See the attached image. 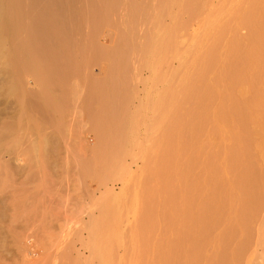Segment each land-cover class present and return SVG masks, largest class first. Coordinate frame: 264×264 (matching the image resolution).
<instances>
[{"label": "rangeland", "instance_id": "1", "mask_svg": "<svg viewBox=\"0 0 264 264\" xmlns=\"http://www.w3.org/2000/svg\"><path fill=\"white\" fill-rule=\"evenodd\" d=\"M91 1L92 0H84V2H83V0H82V2L81 1L79 2L77 0L78 7H76L77 6L76 3H75L76 6L74 5V7L77 9L72 7L71 10L74 8L75 10L80 9L78 11H81L84 8L85 10L83 9L84 11H82V12H85L87 10L86 8L89 6ZM129 1H131V4L135 5V3L138 4V2H140L142 0H129ZM179 1L181 2V3L178 2L179 5L177 4L176 6H169L168 8H166L162 11L163 13L160 14L161 17L159 19L160 22L158 25L155 23V19H154L153 15L150 14L154 21L152 20V18L150 19V15H149L148 19H150V22L148 21L149 25L147 24L148 25L147 31L146 30L144 31L145 35L148 34L147 32H149V34H148L149 37H147L149 39V41H148L149 43H147L148 50L146 51L145 54H142V52H141L142 51V49H141L142 43L145 40L144 38H142V37H144V35L142 36V34H143L142 32H141V38L139 39L140 30L141 31L144 30L143 25L145 24V22H143L144 24L141 22L142 23L141 24L142 29L140 28V23H137L139 25L136 24L137 26H139L138 27L139 32H136L134 30V32H136L135 34H137L136 36H138V39H139L138 40L136 38V40H135V41H138L137 43L135 42L136 46H137V47L135 46L136 50L133 49L134 47L132 49L131 48L128 49V47H125V46H124L125 48L122 49L123 48L122 43L124 45H126V43H124L125 41H123L122 34L123 33L127 34L128 31L126 32V29H121L122 27L125 26V25L123 26V24H122L123 23L122 19H123L124 13L121 11V9H119V11H117V13H116L117 15H119V16H117L118 18L115 15L113 16L115 19L111 18V20H112L111 24L113 22V25L105 24L102 26V24H101V26H99L96 29V27L91 26L92 24H90L89 23L90 21L88 20L89 22L86 21L87 22L86 27H88V28H85V30H87V31L84 30L85 26H82V27L77 26V24L79 25V23H80L79 19H78L79 17L77 15L75 16L76 19H78V20H77V23H74L75 17L71 16V14L69 13L70 15H68V16L69 17L71 16L72 18L68 17V19L70 21H68L67 23L68 24L70 23L69 25L71 27L66 25V29H67V27H69L68 29H69V32H71V33L67 32L68 29L66 30V32H67L66 39L68 41L70 40L69 42H70V46H71V51L73 52V53H71V52L70 53L74 57L73 58L71 56L72 59L75 61V58H77L75 56H78L79 60H78V58L76 60L80 61L81 67L79 65L76 67H74V66L72 67V69L74 70V73H73V71H72V73H70V76H72V77L69 76L70 78L68 80V86H67L68 88L64 94H61V93H63L62 91H56V93H54V94H58V95H55V96L53 94L51 95V93H50L51 96L58 97L59 100H61V102H62V100H64L63 97L66 98L65 102L64 101L62 102L63 106H64V107L63 106L62 107L64 110L61 108L62 110H59V111H50V112H49V110L47 111V109L44 108L42 101L34 95V91H36L38 89V86L45 88L44 86H46V83H43V84H42V82L36 83L34 80L31 81L30 78H27L28 79L27 81L25 80L26 81L25 86H26V88L30 89L28 92H31V93L33 92V94H31V96H35V97L34 98L31 97L32 99L29 97L30 99H28V100H30V103L28 101L25 105V109H21L24 107H21V105L17 102L15 97H13L12 95L9 94L10 81L8 80L7 77H4L2 75L3 71L1 70L2 68L0 65V71H2V72H0V181H1V183H0V264H125V263L126 264H135L133 261H136V264H137L140 257L137 258V256L133 255V254H137L139 256L140 254H138V253H140V249L142 248V242H141L142 239L140 236H143L142 235L143 231L141 230L142 229L141 224L143 223L144 220L147 221V219H151L152 217L153 218L156 217L157 220L155 219V223H154L155 227H152L153 230L154 229H156V230L154 232H153V230H151L150 240H153L154 238L160 239L161 241L163 240L164 241L163 243L165 245L167 244L170 247L171 241H169V240H173L175 238L173 237L174 235L172 234V232L166 230L168 226L166 224L167 219H165V218L168 216L169 211L167 212V209L165 211V207L167 208L166 204H164L163 207L160 206L161 205L160 203L162 201V197L164 198L163 195L162 196L160 195V193H161L160 192V186H161L162 182H164L163 180L167 179V178H165V176L167 175L169 178V176H172L174 171L173 172L168 171L164 176H162L163 179H162V177L160 178L159 175L155 176V171L157 169L156 167H159L158 166V165H160L159 163L163 164V161L167 157L170 156L171 152L173 153V151L166 144L165 140L163 141V139L165 136L167 138H170V137H168L169 135H166V133H170L172 131L171 132V134H172L173 130L177 129V126L179 127V125L177 123L182 121L181 119H183L182 117L184 115L186 116V113H187V117L188 116L191 117L192 116L191 114L193 113V115H194V113H195L196 114L195 117L197 119L198 118L200 119V116H199L200 113L198 114L199 109L201 107H203V105L205 103H207V102H205V101H207V99H205V100L203 99V101L205 102L204 103L203 101H201L202 100L201 98L202 97L207 98V97H205L208 95L207 93L212 91V93H209V95L210 94L213 95V93L216 94V96L218 98L216 97V101L213 102V104L216 106V108L219 107V105H220L219 96H220V94H222L221 96H223L226 92V90H225L226 85L224 84L225 85L224 86L223 84H221L222 80L219 78V72L221 71V67L223 68L222 63H223V60L225 59L224 56H226L225 52L228 54L230 53L231 47H229V46L233 45V42H235V40H237L239 43H242L244 46L247 45L246 41H248V39H249V33L250 32H249L248 27L244 26L243 24H242V27H239V26H241V23H242V22L241 23L239 22V20H240L239 17H241V15H243L244 10L247 11L246 8H249L248 3L252 2V0H197V2L195 4V8H194L193 4H192L193 5L192 6L191 3L190 4L188 3L189 0H179ZM254 2H255V5L258 7L262 6L260 8V10H261L260 14H262V16L264 17V6H263L264 0H254ZM79 3H82V5ZM84 4L87 7H85ZM79 5L81 7L83 5L84 6L81 9V7ZM184 6H186V7H184ZM69 7H71V6H69ZM171 7H173V8H171ZM181 7H182V9H181ZM243 7H244V10H241V9H243ZM191 8H193V10H191ZM67 9H68L67 11H69L68 7H67ZM54 10H56V8H54ZM197 10H199V11H197ZM240 10L243 11L242 14H241ZM118 12H120V14ZM2 13L3 12H0V16L2 15ZM187 13H189V14H187ZM185 14L187 15V17L189 15H192V16H189L190 18L189 17L187 18ZM239 14H240V16H239ZM73 17H74V20H73ZM220 17H222V18H220ZM243 17H244V15H243ZM235 19L236 20L239 19L237 21L240 24ZM119 20H120V22L122 20V22L120 23ZM193 20H195V21L193 22ZM230 20H233L234 22L230 21ZM145 21H147V20H145ZM114 22H117V24L115 23L116 26H115ZM224 22H226V23H224ZM136 25H134V27ZM208 25L211 27L213 26L214 28L213 27L211 28ZM34 26H35L36 30L41 31L43 29L42 24L39 23L38 21L35 22ZM110 26H112V27H110ZM114 26L115 27L118 26V27L116 29H114L115 28ZM137 26L135 28H137ZM185 26H186V29H185ZM218 26H220L219 28L221 30L218 28ZM90 27L92 28V30H90ZM100 27H101V31H100ZM104 27L106 30L104 29ZM150 27H151V31H148ZM82 28L84 31L81 30ZM124 28H127V27L125 26ZM164 28H166V30ZM127 29H129V28H127ZM115 30L118 32V37L116 35L117 32H115ZM122 30L124 31L123 33L121 32ZM161 30L163 33L167 34V35L164 34L165 37L163 36V41H161L162 35H163ZM263 30H264V28H263ZM89 32H91V33H89ZM93 33L94 34L96 33V34L94 35ZM92 34L94 35L93 40H92V36H93ZM160 34H161V36H160ZM87 35H89V36L91 35L90 39L92 41L96 40L95 41L96 43L94 42L92 44L91 40L88 38L89 36H87ZM158 36H160L161 38ZM261 36H263L261 38L263 40L264 39V32L263 31L261 32ZM84 37H86L88 39L85 38L86 39L85 40ZM96 37H97V39H96ZM115 37H116V39H115ZM154 39H155V41H154ZM233 39H234V41H233ZM245 39H247V40L245 41ZM87 40H89V42H90L89 45L87 44V42H88ZM119 40H121L122 43L120 41L119 42L120 44L118 46L117 41H119ZM164 40H165V42H164ZM245 42H246V44H245ZM114 43H115V45H114ZM162 43H164L165 47L163 46ZM199 43L200 44L202 43V44L200 45ZM214 43L216 44L219 52L217 49L215 50L216 47L214 46ZM161 44H162V46H161ZM212 45L214 47V48L212 47L213 50L211 49ZM113 46H115V47H113ZM119 47L122 50H120ZM161 47H163V49ZM167 47H168V49H165ZM209 47H210V49H209ZM226 47H228V48H226ZM155 49H157V50H155ZM226 49L227 50L229 49L228 50L229 52L225 51ZM158 50H160V52L162 54H160V52ZM163 50H164V52H163ZM209 50H210L211 54L213 52H215L217 54V56L221 57L220 59L218 57L221 65L219 64V66L213 68V72H212V69H210L208 67L207 73H205L204 70H206V69H204V67H207V66H205V64H207L208 62L204 63V61L208 58V56L211 55V54H205V53H207L206 51L209 52ZM43 51L44 50H42V49H41V51H39V54H41L40 56H42L45 53V51H44V53H43ZM108 51H109V53H108ZM263 52H264V48H263ZM110 53L113 55H111ZM129 53H131V54H129ZM215 53H213V54H215ZM109 54L111 55V57ZM202 56H205V58L204 57L202 58L204 61L201 60ZM263 56H264V54H263ZM120 57H121V59H120ZM154 57H155V59H154ZM158 57H159V59H158ZM221 59H223L222 62H221ZM113 61H114V64H113ZM121 64L122 65L124 64L125 66L124 65L122 66ZM127 64H129V65L127 66ZM201 64H204L203 68H202ZM114 65H116V67L118 66L117 69L114 67ZM68 67H71V66L65 65L61 68V67H58L57 65H54L53 67H49V71L53 72L54 70H56L58 73H62L66 70L71 69V68L68 69ZM77 67L79 69L80 68L81 69L80 70L76 69ZM114 69L116 70V72L118 69H120V70H118L119 73L117 72L118 75H117V73H115ZM126 69L128 70L127 71L128 74L127 73L124 74L125 71L123 72V70H126ZM71 70H69V71L71 72ZM210 70H211V72L209 74L208 72ZM214 73H215V75H213ZM254 73L253 74L255 75V78L253 77L254 75L251 76L252 78L256 79V77H257V79H259V77L261 76L262 79H264L263 69H259V70L255 69ZM115 74H116V76L114 77ZM201 74H202L203 79L200 77ZM203 75L207 76L208 78H205V76H203ZM187 76L189 78L191 77L190 80H189V78H187ZM214 76L217 78L214 79ZM119 77H121V78H119ZM192 78L196 84L193 82ZM196 78H198V79H196ZM195 79L198 82H196ZM205 79H208V80H205ZM201 80H202V84L200 82ZM209 80H211V82L213 83V84L212 83L209 84L210 90L212 89L211 87H213L212 85H215L213 88L217 87L216 88L217 90L216 89L211 90V91L208 90L209 86L205 82L208 81V83H209L210 82ZM27 83H28V85H27ZM110 83L112 86L110 85ZM100 84H102V85H100ZM113 84L116 86H114ZM156 84H158V85H156ZM202 85L204 87H207L208 88L207 90L209 92L207 91V93H205L204 92L205 88H203ZM27 86H30V87H27ZM100 87H101V89H100ZM184 87L186 88L188 93L183 92ZM192 87H193V89H192ZM123 88H124V90H123ZM156 88H157V90H156ZM190 88H191V90H190ZM182 89H183V91H182ZM202 89L204 92L203 96H202V93H203ZM227 89H228V87H227ZM71 90H73L75 92H73ZM99 90H100V92H99ZM161 90H162V92H161ZM178 90H180V91H178ZM198 90L199 91L201 90V91L199 92ZM48 91H50V90H48ZM68 91H71V93ZM101 91H102V93H101ZM103 91L104 92L106 91L105 92L106 94H104ZM159 91H160V93H159ZM196 91L198 92V96L195 95V94H197ZM261 91H262V95H264V90L262 89ZM181 92H183V93H181ZM120 93L122 94V96ZM123 93L126 94V96H128V97H126ZM127 93H128V95H127ZM164 93L166 95H164ZM189 93H193L194 95L193 94H190V95H192L194 97L193 98H191L192 96L189 97ZM248 93L250 94L251 92L248 91ZM115 94L117 96L116 99H115ZM205 94H207V95H205ZM215 94H214V97H215ZM249 94H248V96L250 98L251 96ZM100 95L102 96V100H100L101 99V97H99ZM109 95H110V97H109ZM162 95H163V97H162ZM172 95H173V98L176 97L175 99L177 101L180 99L179 102H176V103L173 102L176 100L172 98ZM179 95H183V98L186 97V99L181 100L182 96H179ZM199 95L201 96L200 99L198 98V97H200ZM226 95L228 96L229 93ZM118 96L120 98L119 102H117ZM178 96L181 98H177ZM248 96L246 95V99H244V100L248 101L249 100V99L247 100ZM112 97H114V98L112 99ZM224 97H225V95H224ZM233 97H235V95ZM187 98H188V100H187ZM35 99L37 101H34ZM38 99H39V101H38ZM96 100H97V103L99 105L96 103ZM113 100H116L115 103H113L114 102ZM212 100H214V98H212ZM230 100L232 101V98H230ZM230 100L227 101V104H230ZM111 101L113 104H115V107H116V105H119L118 103H120V104L124 103L122 106L119 105L120 108L119 107L118 108L121 110H118V108H117L116 109L117 113L115 112V115H114V113L111 114V112H113L112 107H111ZM180 101L184 102L185 105H184V103H183V105L179 104ZM192 101L194 103H191ZM38 102H41V103H38ZM116 102H117V104H116ZM162 102H164V103L168 102V104H170L169 102H172V103L170 105H168L169 107L166 105L167 103H165L164 106H166V107H164ZM197 103H200V104L197 106ZM211 103H212V101H211ZM211 103H209L208 106L213 105ZM35 104H36V106L39 105V107L37 108L35 106ZM101 104H103V105H101ZM127 104H128V106H127ZM161 104H162V106H161ZM190 104H193L192 107ZM157 105H159V106L157 107ZM200 105H202V106H200ZM214 105L208 107V108H211L212 110L207 108L208 111L206 113L209 117L212 116L211 118H209L211 123L209 122L207 115L203 116V117H205V120L203 119L205 121V123H204L205 125L202 124L203 125L202 127L205 126L204 127L205 131H203L204 129H202L201 130L202 132L201 131L200 132L201 133L204 132V134H201V135L198 133L196 134L195 139H197V141L198 140L199 141H198V143H196L197 141L193 142L195 140L194 139L190 143L191 146L192 145H194V146L193 147L190 146L191 147L190 149L192 150L194 147L198 148V146L199 147L205 146L204 144H205V142H207L208 144L210 143L209 144L210 146L204 148L203 151H205L204 152L205 154L208 155V152H209V157H212L211 155H213V157H217L219 155L218 158L223 157L222 159L220 158V160L217 158L218 159L217 164L216 163H215V165L213 164V166L210 169H212V168L215 169L218 166L217 170L212 169V171L213 172L214 171L224 172V169L222 168L223 169L222 170L221 167L222 166L224 167V165L226 164L224 167L226 170L225 174L227 176H230L229 179L227 176H225L224 173H222V176L220 177L218 174H216V173L213 174V172L211 171V175L213 174V176H214V178H216V180L212 179V181H211V178L213 176H210V178H209L210 180L204 184L203 188L207 189L206 191H210L216 185L221 186V190H222L221 194H223V192H225L224 193L225 195H221L220 199L221 198L227 199V202L224 203V204H226V206H224V207L225 208L227 207L225 209L226 211L224 209H223L224 211L222 210L223 214H224V212L226 213V218L224 216L225 214L223 215V218H221L222 217V215H221L220 218L222 219V222L219 221L220 223L217 224L218 226H215L214 228L213 227L210 228L209 234L211 236H208V237H211V238H209L210 241H206V242L201 243V246L199 245V247L197 249H194L193 250L194 252L192 251V254H194L195 257H197L196 264H210V263L213 264V262H214V264H221L220 258L222 257L221 256L222 254L223 255L227 254L229 257H231L230 264H254V263L255 264H264V197H263L264 194L259 193L260 191L262 193V191H263L262 189H264V178H263L264 175H261V173L264 174V157L263 158L261 157V156H264V148H263L264 146H262L260 144L259 138L256 139L257 142L255 140V144H254L255 147L251 146L252 144L249 145V143L247 141L241 142L242 144L245 145L246 150L244 149V146H242L241 143H238V145H236L237 150H238V147H239V150L241 149L240 150L241 152L244 149L246 152L245 153L246 155L248 154V155H251L252 157H254L253 159H251L252 157L248 156V158H247V156H243V157H245L244 158L245 162L246 161L248 162L247 159L250 158L251 167H249L248 170L255 166L256 170L250 169L252 171V173L254 174V172L256 171L258 173L255 172V175L257 174L256 176L257 177L259 176L258 178H261V176H262L263 181H262V179H260L261 181L260 180L259 181L263 183V185H262L263 187L261 186V183L258 185L257 188L255 187L256 188V189H254L255 192L258 191L257 189L260 190V188H262L259 192H257L259 195H261V196H258V198L260 197L259 201L260 200H262V201L259 202L256 199L257 203L259 202V206L255 202L258 207L254 211L251 210L252 213L250 211V214H252L253 216L249 215V216H251V218L248 216L250 218L249 221L246 220V221H248L247 222L248 224L245 222V219H244V221L242 220L243 221L242 227H244V228L240 227L242 229L239 228V231H236L232 235L236 239L235 240V239H233V237L231 238V234H230L231 231H228V228L229 229L231 228V227H229V225L230 226L233 225V227H234V225L236 224L233 221L235 219V212L238 211L240 205H237V204H239V203H237L238 200H236V202H235V200H228V195L230 196V193L232 194V192L234 191L233 190L230 192V189L228 188V187H230V186H228L230 184H228V183H229L230 179L231 180L233 179L232 178L233 176H234V179H236L235 178L236 176L240 177L243 174H245L244 173L245 167H244V165H241L243 162V161H241L243 159L242 157H241L242 159L240 160L241 164L239 163L240 165L238 164V162H236V164L235 163L233 164V163H227L228 161L231 162L230 160H228V159L225 160L226 154H225V156H223V154L225 153L224 151L226 150V148L229 149V147L231 146V141L228 139H222L220 136H218L219 139H217V140L215 139V134L218 132L215 130H217L216 126H217V124L219 125V123H218V121L216 122V120H215L217 118V116L214 113L216 111H218V109L215 110L216 108ZM217 105H218V107H217ZM40 106L42 108H40ZM112 106H114V105H112ZM155 106H156V108H155ZM177 106L180 108L178 109ZM182 106L184 109L181 108ZM98 107H99V109H98ZM103 107H104V109H103ZM174 107L176 108V111H175ZM39 108H40V112H39ZM110 108L112 111L110 110ZM168 109H169V111H168ZM192 109L193 110L198 109V110H195V112H194V111H192ZM20 110H23L24 113L26 111L27 112L31 111L32 112V114L30 115L31 120H30V118H27L28 120H26V118H24L25 117L24 113ZM172 110H174L175 112ZM177 110H179V111H177ZM188 110H190V113L192 111V113L190 114L188 112ZM209 110H210V112H209ZM160 111H162V112H160ZM41 112L45 113V114H41L42 116H40L39 114ZM46 112L47 113L49 112L50 114H52L51 118H53L54 123L52 120L49 121L50 117L48 114L49 118H47ZM96 112L98 113L97 115H95ZM118 112L120 113V115L118 114ZM159 112H160V114H159ZM165 112H167L166 114H169V115L172 112H173V114L176 113L175 115H178V116L181 114L180 118L178 116L175 117V115H174L175 119L172 117L173 114H171V116H168L169 118L172 117V120L173 119L177 120V117H178L179 118L177 120L178 122H176L174 120H173V122L169 121L171 118L166 120L167 115L165 114V116H164ZM162 113H163V115H162ZM99 114H100V116H99L100 118L97 117ZM123 114H124V116H123ZM197 114L199 117L197 116ZM216 114H217V112H216ZM38 115L40 116V118L43 117L44 120L46 118L47 121L51 122V125L50 124L49 125H50V127L52 126L51 127L52 130L54 129L53 130V132H55L54 136H53L52 130H50L51 128L49 129V126L47 125L48 129H46L47 126H45V124L43 126L44 129L42 128V126L40 128H38L39 130L35 129V128L33 129L31 127V129L33 130V133H31V132L29 133V131L27 132V130L25 129L26 124L29 123L30 121L32 122V120H33V122H35L34 120L37 121L39 119ZM43 115H46V117H44ZM109 115H111L113 117H111ZM160 115H162V116H160ZM200 115L202 116V114H200ZM189 117H188V119L190 120ZM96 118H99V119L97 120ZM108 118H110V119H108ZM163 118H165V119H163ZM93 119L96 120L97 123H94ZM101 119H102V121H101ZM114 119H116V120L113 122ZM184 119H185V120H183L184 122L186 120L189 121L187 118H184ZM121 120H122V122H121ZM146 120H148V122ZM207 120H208V122H207ZM60 121H62V122H60ZM31 122L29 124H30V126H31V124L33 126L34 123L33 122L31 123ZM213 122H216L217 124L216 123L213 124ZM161 123L163 126H161ZM186 123L187 122H185L184 124H186ZM96 124H98V125H96ZM148 124H149V126H148ZM255 124L256 123H253L254 126L253 125L251 126L254 129H255ZM58 125L61 128L58 127ZM63 125H64V127H62ZM102 125H103V127H102ZM115 125H117L116 126L117 128L115 127ZM130 125H131V127H130ZM20 126H22V127H20ZM98 126L101 128H99ZM23 127H24V129H23ZM55 127H57V128H55ZM160 127L161 128L164 127L165 129L164 128L160 129ZM9 128L12 129L11 131L9 130L12 133H10L8 131ZM29 128L27 127V129H29ZM113 128H116L117 130L113 129ZM257 128H258V125H256V129ZM111 129H113V130L111 131ZM13 130H14V133H15V131L17 132V133H15L16 135H14V136L20 137V138L15 137L17 139V142L19 141L18 139H20V141L24 140V143H22V145H24V146H22L20 144L21 143L20 141H19V146H17V148L19 147L18 149H20V152L17 151V148H15L16 146L13 148L12 145L10 144L11 139L13 137V136H11V134L13 135ZM34 130L36 132H34ZM37 130L39 131L40 135L37 132ZM160 130L162 132L161 136H160ZM162 130H164L165 132ZM45 131L47 133H44ZM50 131L52 132L51 135H49L51 133ZM137 131H138V133H137ZM146 131H149V132L147 133ZM166 131H168V132H166ZM41 132H43V133H41ZM163 132L165 135H163ZM183 133H184L183 137H185V133H187V131H183ZM188 133H189V131H188ZM41 134L42 135L44 134L45 136H46V134H48L47 136H49L48 137L49 141L47 142L49 144H47V143L45 145L43 144L44 145L43 150H41V148H42L41 143H43L41 141L42 139H39L40 136L42 138ZM114 134H116V135H114ZM262 134H264V133H262ZM44 135H43V137H45ZM137 135H138V137H137ZM187 135H186V137H187ZM197 135L198 136L200 135V137H198ZM202 135L205 138L202 137ZM217 135H219V134H217ZM217 135H216V138H217ZM159 136H160V138H163L161 140H162L163 144L164 143L166 144V145L164 144L165 146L162 145V143L159 139ZM9 137H11V138H9ZM166 137H165V139H166ZM189 137L186 139L188 140ZM112 138H114V139H112ZM115 138H118V139H115ZM109 139H111V140H109ZM184 139H182L183 142H184ZM205 139H207V140H205ZM261 139L262 140L264 139L263 135L261 136ZM38 140H39V146L41 145L40 147L38 146V148L35 147L36 144L33 146L30 143V141L37 143ZM157 140H158V142H157ZM187 140H185V141H187ZM218 140L223 146L220 143H218ZM112 141L114 142L113 145H111ZM134 141H135V144H137V146H135ZM166 141H167V139H166ZM132 142L134 145L132 144ZM258 142H259V144H257ZM123 143L124 144L126 143L127 145L125 144L126 146L124 147ZM167 143H168V141H167ZM185 143L186 142H184V144ZM192 143H194V144H192ZM15 144H16V142H15ZM26 144H27V146H26ZM51 144H53L54 146H52ZM131 144H132V146H131ZM138 144H139L140 148L138 147ZM195 144H197V146ZM219 144L221 147L219 146ZM17 145H18V143H17ZM48 145L49 146L51 145L50 146L51 148H48L49 150L45 148V146H48ZM160 145H161V148L159 147ZM189 145L187 148H189ZM259 145L262 148H260ZM20 146H22V147H20ZM31 146H33V147L29 148ZM247 146H249V147L247 148ZM9 147H11V148H9ZM167 147L169 148L170 153H169V150ZM21 148H22V150H21ZM33 148H35V150L38 149V151L35 152V150ZM123 148L125 151L122 150ZM187 148L182 150L183 154H181V156H182L181 160L185 161V157L188 154H189L188 155V157H189L192 155V153L195 152V148L193 149L194 152H192L193 150L188 152L189 149H187ZM6 149L7 150L12 149L13 152H12V150L7 151ZM29 149L30 150L32 149L31 150L32 152H30ZM252 149H253V151H252ZM108 150L111 152V155L109 154ZM164 150H165L166 154L164 153ZM184 150L186 151L187 154L184 152ZM26 151L29 153H27ZM23 152H24V155L22 154ZM120 152L122 154H119ZM147 152H148V154L151 155L150 156L151 158H152L153 154H155L153 161L151 160V158L149 160ZM25 153H27L26 156H25ZM49 153H50V155H49ZM221 153H223V154H221ZM243 153H244V151H243ZM243 153H242V155H243ZM139 154H141L142 156L141 155L139 156ZM185 154H186V156H185ZM216 154H217V156H214ZM43 155H44V157H43ZM19 156H21V157H19ZM165 156H166V158H165ZM239 156H241L240 152H239ZM94 157L96 160L94 159ZM100 157H102V158H100ZM144 157L146 158V160L148 157V163L150 161H152V162H154V164L157 163L156 164L157 166L154 165L153 166L154 168H152L153 163H151V162H150L151 164L149 163L151 165L150 168H148L147 162H146V166H144L143 164L146 161V160L144 161ZM188 157H186V161H187ZM155 158H156V161H155ZM162 158H165V159L162 160ZM226 158H227V156H226ZM159 159H161L162 161H160ZM98 160H100V161H98ZM116 160H118V161H116ZM223 160H225L226 162L225 161L223 162ZM122 161H123V164H122ZM218 161H221L224 165ZM247 162H246V164H249ZM111 163H112V165H111ZM85 164L86 165L89 164V165L86 166ZM218 164H220L221 166ZM243 164H244V162H243ZM253 164H255V165H253ZM104 165H105V167H104ZM235 165H236V167H235ZM214 166H215V168H214ZM242 166H243V168H242ZM233 167L236 168V171H235V168H233ZM142 168H144V172H145V173L143 172V174H141L143 171ZM230 168H233V169H230ZM246 168H247V165H246ZM197 169L195 167V170H193V169L191 171L185 170V171H188L189 173L193 172L192 173L193 175L189 174V173L188 174L184 173L185 171H182V174H185V175H181V178L183 179V177H185V179H184L185 185H188L190 183L191 179H193V178H194L193 180H201L203 178L204 175L202 176V174H204L203 173L204 171L201 172L202 171L201 168H200V170H199V168H197ZM89 170H91V171H89ZM104 170H106V171H104ZM145 170H150L153 172L154 175L152 174L151 176H149V178L150 177L152 178L155 176L154 178H156L155 179L156 181H158L159 178L162 179L161 184L158 185L159 182L158 183L154 182L155 181L154 179H150L151 182H148L150 180H148L149 179V178H147L148 176L146 177L145 175H147V174L149 175L152 172L146 173L147 171H145ZM253 170H254V172H253ZM87 172H89L90 174ZM241 172H242V174H241ZM118 176H119V178H118ZM189 176H191V178ZM193 176H195L196 179ZM1 177H3V178H1ZM98 177H100V179ZM104 177H105V179H104ZM219 177L221 180V181L219 180L220 183L217 182V179H219ZM223 177L224 178L226 177L228 180L227 179L223 180L224 179ZM186 178H188V179H186ZM144 179L145 180L147 179L148 181L146 180V182H144ZM160 179H159V181H160ZM234 179L232 181L230 180L231 184L234 181ZM152 180H154V181H152ZM226 180L228 182H225ZM223 181H224V183H222ZM103 183H104V185H103ZM144 183H150V185L145 184L148 186V188L144 187L147 190L146 193H148V195L144 192L145 189L143 190V188H142V186H145ZM152 183H154V184H152ZM155 183H157V184H155ZM217 183H219V184H217ZM225 183H227L228 185H225L227 188L225 187V189H224L222 184H225ZM150 187H151V191H150ZM156 188H158V190ZM152 189L157 190L156 192H157L158 196H157V194L153 193L155 191ZM227 189H229V190L227 191ZM139 191H140V193H139ZM151 193H153L152 195H154V196H149V194L151 195ZM226 193H229V194H226ZM155 195H156V198H155ZM145 196H146V198H144ZM224 196H227V198H224ZM152 197H153V201L156 203L158 201L159 204L157 203L156 205H154L155 203L152 200L149 201V199H151ZM261 197H263V198H261ZM138 198H139V200H138ZM145 200H146L147 205L150 207L146 206V204H144L145 202L143 203V201H145ZM151 202H153V203H151ZM150 203H151V205H150ZM143 207H144V209L146 207H148L150 209L146 208V210H144ZM161 207L163 209H161ZM156 208H157V210H156ZM109 209L112 210L113 214H111L112 212ZM148 210H149V214L147 212ZM150 210H152V211H150ZM160 210H163V212H161ZM227 210H230V212L229 211L227 212ZM159 211L161 214L159 213ZM222 211H221V213H222ZM108 212H110V213L107 214ZM146 212H147V214H146ZM152 212H153V215H152ZM253 212H255V213L253 214ZM101 213H103V214H101ZM150 213H151V215H150ZM158 213H159V216L157 215ZM164 213H166L167 215L165 216ZM227 213H229V214L227 215ZM105 215H107V218H109V219L105 218ZM231 215L233 217L229 221L228 218H230ZM110 216L113 218H111ZM147 217H149V218H147ZM248 217L246 219H248ZM224 219H226V221L223 222ZM152 220H154V219H152ZM163 220H165V221H163ZM231 220H232V222H231ZM236 220H238V219L236 218ZM97 221H98V224H96ZM106 221L107 222L109 221L108 224ZM227 221L231 222V223L230 224L228 223V225H227V223H226ZM238 222L241 223V220L240 221L238 220ZM238 222H237V224H238ZM114 223L117 225H113ZM224 223H225V225H224ZM232 223H234V224H232ZM138 224H140V225H138ZM219 224L221 227L219 226ZM106 225H107V227H106ZM226 225L228 227H226ZM139 226H141V227H139ZM97 227L99 230L97 229ZM218 227H219V229H218ZM233 227H232V229H233ZM108 228H109V230H108ZM105 229H106V231H104ZM138 229H139V231H138ZM226 229L228 232L226 231ZM232 229H230V230H232ZM101 231H104V232H101ZM91 232H95V233H91ZM137 232H140V233H137ZM114 233H115V235H114ZM135 234H136V239H138V240H136L134 238ZM97 235H98V237H97ZM100 235L103 238H101V237L99 238ZM236 235H238V236H236ZM222 236H223V238H222ZM228 236H230V237H228ZM164 237H166V241L164 240L165 239ZM168 237H169V239H168ZM260 237H262V238H260ZM132 238L135 240H133ZM219 238L220 239L222 238L223 242H219V241H221ZM226 238L227 239L229 238V240L230 239H233V240H230V242H228V240H226ZM97 239H99V240H97ZM211 239L212 240L215 239V240L212 241ZM96 240H97V242H96ZM224 240L227 241L226 242V243H228L227 245H226ZM262 240H263V242H262ZM110 241L111 242L114 241V242L111 243ZM214 242H216V243H214ZM184 243H185V241H184ZM184 243H183V245H184ZM219 243H225L222 245L224 247L226 245V249H224V247L221 244L219 245ZM165 245H164V247L166 248L167 246H165ZM112 246H114V248ZM187 246H188V244L185 245V249L188 248ZM220 246H222V247H220ZM106 247L108 248V250ZM135 247H136V249H135ZM164 247H162L159 250L150 249V251L148 252L149 254L147 253V255H148L147 258H149V260H151V261L150 262L145 261L146 260L145 259L144 260L145 262H144L142 260L144 258H142V259L140 258V262L143 261V263L141 262L138 264L152 263L153 262L152 260H154V262H157V261L159 262L158 258L163 253L165 254V252H168V249L170 251L169 247H167L166 250ZM182 247L184 248V246H182ZM227 247H228V249H227ZM104 248H105V250H104ZM111 248H112V250H111ZM95 250H98V251H96V254L94 255ZM196 250L200 251L202 254ZM224 250H226L227 252H228V250L230 252L233 251L232 253L234 255L236 252V255H237L236 258H234L235 256L233 254H232L233 257L231 255H229V254H231L229 252H228L229 254L228 253L224 254V252H223ZM99 252H101V253H99ZM136 252H138V253H136ZM221 252H222V254H221ZM103 253H106L108 256L106 254H103ZM197 253L200 255H198ZM240 253H242V254H240ZM218 254H220L221 257ZM213 255L214 256L218 255V256L215 259L216 256L214 257ZM131 256H132V258H131ZM134 256L136 257V260H134L135 259ZM201 256H202V258H201ZM183 257H185L186 261H188V262H183V260L185 261V258H183ZM183 257H182L183 260L180 259L181 264H189V260L187 259V257L186 256H183ZM111 260H112V262H111ZM216 260L218 261V263ZM146 262H148V263H146Z\"/></svg>", "mask_w": 264, "mask_h": 264}, {"label": "bare ground", "instance_id": "2", "mask_svg": "<svg viewBox=\"0 0 264 264\" xmlns=\"http://www.w3.org/2000/svg\"><path fill=\"white\" fill-rule=\"evenodd\" d=\"M79 2L81 1L82 2V0H78ZM83 2H84V0H83ZM178 2H180L179 0H142V1H140V2H138V4H136L135 3V5H133V4H131V1H129V0H92L91 1V3L89 4V6L87 7L85 4V7H87L86 9V11L85 12H82V11H84L83 9H82V7L84 6H80L81 7V11H78V10H80V9H78V10H75V9H77V8H75L74 7V5H75V3H76V5H77V0H0V12H3L2 13V15L0 16V65H1V70L3 71H0V72H2V75L4 76V77H7L8 78V80L10 81V88H9V94L10 95H12L13 97H15V99L17 100V102L21 105V107H24V108H21V109H25V105H26V103L29 101V103H30V100H28V99H30L31 97H37V98H39L41 101H42V103H43V106H44V108L45 109H47V111L49 110V112L50 111H59V110H62L63 109V101L65 102V97H63L64 98V100H62V102H61V100H59V98L58 97H53V96H51L52 94L55 96V95H58V94H54V93H56V91H62L63 93H61V94H64L65 93V91H67V86H68V80H69V78L70 77H72V76H70V73H72V71H73V73H74V70L72 69V67L74 66V67H76V66H80L81 64H80V61H78L79 60V58H78V56H75V57H77L78 58V60H76L77 58H75V61L72 59V55H71V53H73L72 51H71V46H70V40L68 41L67 39H66V36H67V32H69V27H67V29H66V25H68V26H70L67 22L68 21H70L69 19H68V15H70L71 14V16H78L79 18V25L77 24V26H85L84 27V30H85V28H88V27H86V25H87V22L86 21H88L90 24H92L91 26L92 27H96V29L99 27V26H101V24H102V26L103 25H105V24H111V18H114L113 16L115 15L116 17L117 16H119V15H117L116 13H117V11H119V9H121V11L124 13V16H123V26L125 25L127 28H129V29H127V28H124V27H122L121 29H126V32H127V34L126 33H123L124 31L122 30L121 32L123 33L122 34V37H123V41H125L124 43H126V45H124L123 43H122V41L121 40H119V41H117L118 42V46H119V42L121 41V43H122V46H123V48L122 49H124L125 47H128V49L129 48H133V49H135L136 50V43L138 42V41H135L136 40V38L138 39V36H136L137 34H135L136 32H139V26H137V25H139V24H137V23H140V28H141V24L143 23V22H145V24L143 25L144 27V30L143 31H141L140 30V37H139V39L141 38V32L143 33L142 34V36L144 35V37H142V38H144L145 40L143 41V43H142V47H141V49H142V54H145L146 53V51L148 50V48H147V43H149L148 41H149V39L147 38V37H149L148 36V34H149V32H147L148 34H146L145 35V30L147 31V26L149 25L148 24V21L150 22V19L152 18V16L151 15H153V17H154V19H155V23L158 25L159 24V19H160V14L161 13H163L162 11L164 10V9H166V8H168L169 6H176L177 4H178ZM185 2V1H184ZM196 2H197V0H189V4L191 3V5L193 4L194 5V8H195V4H196ZM223 2V1H222ZM181 3V2H180ZM247 3V2H246ZM79 4H81L82 5V3H79ZM183 4V3H182ZM181 4V5H182ZM249 5V8H246L247 9V11L246 10H244V7H243V9H241V10H244V12L243 11H241L240 10V12H241V14H242V12H243V15H244V17H243V15H241V17H239L240 18V20L239 19H237V20H239V22L241 23V26H239V27H242V24L244 25V26H246V27H248V29H249V39H248V41H246L247 39H245V41L247 42V45H243L242 43H239L237 40H235V42H233V45H231V46H229V47H231V51H230V53L228 54V53H226L225 52V54H226V56H224L225 57V59L223 60V59H221V62H222V60H223V63H222V65H223V68L221 67V71L219 72V78L222 80V83L221 84H225L226 85V92H225V97H224V95L223 96H221L222 94H220V96H219V98H220V105H219V107H218V105H217V107L218 108H216V106L213 104V102H215L216 101V94L215 93H213V95L212 94H210L209 95V93H212V91L211 90H214V89H216L217 87H215V88H213L215 85H212L213 87H211L212 89L210 90V83H212L211 82V80H209L210 82L208 83V81L207 82H205V83H207V85L209 86V89L207 88V87H204L203 85V88H205L204 90V92L205 93H207V91L208 90H210L211 92H209V93H207V94H205V95H207V96H205V97H207V98H204V97H202L201 98V94L199 95L200 97H198L199 99L201 98L202 100L201 101H203V99L205 100V99H207V101H205V102H207V103H205L204 101V105H203V107H201L200 109H199V112H198V114L200 113V114H202V116L199 114V116H200V119L198 118H196L195 117V113H194V115H193V113H192V111H194L195 112V110H198V109H195V110H193L192 109V111H191V113H190V110H188V112L192 115L191 117H189L190 118V120L188 119V117H187V113H186V116L184 117H182L183 119H181L182 121L181 122H178L177 120L180 118V115L178 116V115H175V114H173V112L171 113V114H173V118H174V115H175V117L176 116H178L177 117V120H174V121H176V122H178L177 124L179 125V127L177 126V129H175V130H173V133L171 134V132L170 133H166V135H169L168 137H170V138H167L166 136V139H167V141H168V143H167V141H166V139H165V137H164V139L163 138H160V136H161V134H162V132H161V130H160V136H159V139H160V141H161V143H162V145H164L163 144V142H162V140L161 139H163V141L165 140V142H166V144L170 147V149L173 151V153L171 152V154H170V156L169 157H167L166 158V156H165V158H162V160L163 159H165L164 161H163V164L162 163H159L160 165H158L159 167H156L157 169H156V171H155V176H160V178L162 177V176H164L168 171H171V172H173L174 171V173L172 174V176H169V178H168V176L166 177L165 176V178H167L166 180H163L164 182H162V184H161V181H162V179H163V177H162V179H160V181H159V179H158V181H156L155 179L156 178H154V177H150L149 178V176H151L152 174H153V172L152 171H150V170H145V171H147L146 173H150V172H152L151 174H147V175H145L147 178H149L148 180H150V179H154V180H152V181H154V182H159L158 183V185L159 184H161V186H160V195L162 196H164V198L162 197V201H161V205L160 206H162L163 207V205L164 204H166V206H167V208L165 207V211H166V209H167V212H168V216L165 218V219H167L166 220V224H167V229L166 230H168V231H170V232H172V234L174 235L173 237L175 238V239H173V240H169V241H171L170 242V247L166 244H164L163 242V240L161 241L160 239H156V238H154L153 240H150V238H151V236H150V234H151V230H153L152 229V227H155L154 225V223H155V219H156V217L155 218H153L152 216V218L151 219H147V221H143V223L141 224L142 225V231H143V233H142V235L143 236H140L139 234V236L141 237V239H142V248L140 249V253H138V252H136V253H138V254H140L139 256L137 255V254H133V255H136L137 256V258L138 257H140L141 259L142 258H144V259H142L143 261L145 260V261H151V260H149V258H147L148 257V255H147V253L150 251V249H155V250H159V249H161L162 247H164V245L165 246H167V247H169L170 248V251H169V249H168V252H165V254L163 255L162 253V255L158 258L159 259V262L157 261V262H154V260H152L153 262L152 263H148V262H146V263H148V264H181V261H180V259H182L183 260V258H185V257H183V256H186L187 257V259L189 260V264H196V262H197V257H195V255L194 254H192V251L194 250V249H197L198 247H199V245L201 246V243H203V242H206V241H210V239L209 238H211V237H208V236H211L210 234H209V232H210V228L211 227H215V226H218L217 224L218 223H220V222H222V219L221 218H223V215L225 216V218H226V213L224 212V214H223V211L227 208H225L224 206H226V204H224V203H226L227 202V199H220V197H221V195H225L224 193L225 192H223V194H221V186H219V185H216V186H214L213 187V189H209L210 191H206L207 189H204L203 187H204V184L206 183V182H208L210 179V176H213V174H218L220 177L222 176V173H226V170H225V165L221 162V161H218V162H221L223 165H224V167L222 166L221 167V169L223 168L224 169V172H222V171H212V169H210L212 166H213V164L215 165V163L217 164V160L219 159L220 160V158H218L219 157V155L217 156V154L216 155H214V156H217V157H213V155H211L212 157H209V152H208V155L207 154H205L204 152L205 151H203L204 150V148H206V147H208V146H210L207 142H205V146H198V148H195V152H194V148L191 150L190 148L191 147H193L194 145H192L191 146V142L196 138V134L198 133V134H204V132L203 133H201L202 131V129H204L203 131H205V126L204 127H202L203 125L202 124H204L205 123V117H203V116H205V115H207L206 113H207V108L208 107H210V106H215V110H217L218 109V111H216L217 112V114H216V112L214 113L216 116H217V118L215 119L216 120V122L218 121V123H219V125L216 123V122H213V124L214 123H216L217 124V126H216V128H217V130H215V131H218L216 134H215V139L217 140V139H219L218 138V136H220L222 139H228V140H230L231 141V146L229 147V149L228 148H226L225 146V148H226V150L224 151L225 153L223 154V153H221V154H223V156H225V154H226V156H227V158H226V156H225V160L226 159H228V160H230L231 162H227V163H235L236 164V162H238V164L240 163L241 164V161H243L244 162V164H243V162H242V164L241 165H244V167H245V169H244V173L245 174H243L242 176H240V177H235L236 179H234V176L232 177L233 179H234V181L232 182V184L230 183L231 181L229 180V183L228 184H230V185H228L227 183H225V184H222L223 185V188L225 189V185H228V186H230V187H228L229 189H230V192L231 191H233L232 192V194L230 193V196L228 195V200H235V202H236V200H238L237 201V203H239V204H237V205H240V207H239V209H238V211L237 212H235V219H234V223H236L235 225H234V227H233V225L232 226H230L229 225V227H231L230 229H232V227H233V229L232 230H230L229 228H228V231H231L230 232V234H231V238L233 237L232 235L236 232V231H239V228L240 227H242V223H243V221H244V219H245V222L247 223L248 221H249V219L251 218V216H253L252 214H250V211L252 210V211H254L258 206H259V202L260 201H262V200H260L259 201V199H260V197L258 198V196H261V195H259L257 192H259L262 188H260V190L259 189H257L256 191L257 192H255V190L254 189H256L257 187H258V185L261 183V186L263 185V183L262 182H260L261 180L260 179H262V176L261 175H264V174H262L261 173V178H258L256 175H255V172H254V170H256V167L254 168V167H252V168H250L251 170L252 169H254L253 170V172H254V174L252 173V171L249 169L248 170V168L249 167H251V163H250V158L249 159H247L248 158V156L249 157H252L251 155H246L245 153V150H246V148H245V145L244 144H242L241 142H243V141H247L248 143H249V145H251V146H253V147H255V140L257 139V138H259L260 139V144L262 145V146H264L263 144H264V139L262 140L261 139V136L263 135V137H264V134H262V133H264V95H262V89L264 90V79H262V77L260 76L259 77V79H257V77H256V79H254L255 78V69H263V71H264V56H263V54H264V52H263V48H264V39L262 40L261 38L263 37V36H261V32L263 31L264 32V30H263V28H264V17L262 16V14H260V8L262 7H258V6H256L255 5V2H254V0H252V2L251 3H248ZM257 4V3H256ZM75 5V6H76ZM179 5V4H178ZM188 5V4H187ZM192 5V6H193ZM200 5V4H199ZM246 5V4H245ZM69 6H71V7H69ZM264 6V5H263ZM67 7L69 8V11H67L68 9H67ZM72 7H74L72 10H71V8ZM76 7H78V5L76 6ZM180 7V6H179ZM184 7H186V6H184ZM54 8H56V10H54ZM171 8H173V7H171ZM178 8V7H177ZM190 8V7H189ZM179 9V8H178ZM181 9H182V7H181ZM186 9V8H185ZM238 9V8H237ZM176 10V9H175ZM184 10V9H183ZM191 10H193V8H191ZM171 11V10H170ZM169 11V12H170ZM196 11V10H195ZM197 11H199V10H197ZM181 12V11H180ZM183 12V11H182ZM191 12V11H190ZM70 13V14H69ZM119 14H120V12H118ZM151 14V15H150ZM171 14V13H170ZM175 14V13H174ZM187 14H189V13H187ZM149 15H150V19H148V17H149ZM163 15V14H162ZM177 15V14H176ZM186 15V14H185ZM69 17V18H72V17ZM179 16V15H178ZM183 16V15H182ZM189 16H192V15H189ZM188 16V17H189ZM239 16H240V14H239ZM67 17V18H66ZM74 17H73V20H74ZM181 17V16H180ZM186 17H187V15H186ZM187 17V18H188ZM230 17V16H229ZM243 17V18H242ZM118 18V17H117ZM122 18V17H121ZM120 18V19H121ZM190 18V17H189ZM219 18V17H218ZM220 18H222V17H220ZM232 18V17H231ZM242 18V19H241ZM78 19H76V17H75V20H74V23H77V20ZM115 19V18H114ZM162 19V18H161ZM179 19V18H178ZM210 19V18H209ZM72 20V19H71ZM72 20V21H73ZM122 20H121V22H122ZM145 20H147V21H145ZM152 20H153V18H152ZM180 20V19H179ZM236 20V19H235ZM236 20V21H237ZM39 22V23H41L42 24V30L41 31H39V30H36L35 29V26H34V24H35V22ZM114 21V20H113ZM154 21V20H153ZM187 21V20H186ZM195 20H193V22H194ZM230 21H233V20H230ZM119 22H120V20H119ZM120 22V23H121ZM142 22V23H141ZM147 22V23H146ZM179 22V21H178ZM183 22V21H182ZM222 22V21H221ZM234 22V21H233ZM238 22V21H237ZM238 22V23H239ZM117 24V22H114V24ZM188 23V22H187ZM212 23V22H211ZM224 23H226V22H224ZM239 23V24H240ZM89 24V25H90ZM116 24H115V26H116ZM137 24V25H136ZM148 24V25H147ZM183 24V23H182ZM216 24V23H215ZM111 25H113V22H112V24ZM134 25H136L137 26V28H135L134 27ZM187 25V24H186ZM212 25V24H211ZM223 25V24H222ZM221 25V26H222ZM114 26V27H115ZM120 26V25H119ZM129 26V27H128ZM182 26V25H181ZM209 26V25H208ZM224 26V25H223ZM238 26V25H237ZM236 26V27H237ZM71 27V26H70ZM110 27H112V26H110ZM118 27V26H117ZM117 27H115L114 29H116ZM209 27H211V26H209ZM213 27V26H212ZM211 27V28H212ZM216 27V26H215ZM220 26H218V28H219ZM80 28V27H79ZM78 28V29H79ZM135 28V29H134ZM188 28V27H187ZM214 28V27H213ZM104 29H105V27H104ZM103 29V30H104ZM142 29V28H141ZM165 30H166V28H164ZM185 29H186V26H185ZM201 29V28H200ZM220 29V28H219ZM66 30H67V32H66ZM81 30H83V28L81 29ZM83 30V31H84ZM90 30H92V28L90 27ZM106 30V29H105ZM113 30V29H112ZM134 30L136 31V32H134ZM138 30V31H137ZM221 30V29H220ZM85 31H87V30H85ZM89 31V30H88ZM94 31V30H93ZM98 31V30H97ZM100 31H101V27H100ZM108 31V30H107ZM110 31V30H109ZM148 31H151V27L149 28V30ZM223 31V30H222ZM115 32H117L116 30H115ZM120 32V31H119ZM161 32H162V30H161ZM69 33H71V32H69ZM89 33H91V32H89ZM163 33V32H162ZM82 34V33H81ZM80 34V35H81ZM94 34V33H93ZM92 34V35H93ZM96 34V33H95ZM94 34V35H95ZM139 34V33H138ZM165 33H163V35H162V40L161 41H163V36L165 37V35H167V34H165ZM85 35V34H84ZM94 35L92 36V40H93V37H94ZM116 35H117V37H118V32L116 33ZM125 35V36H124ZM71 36V35H70ZM69 36V37H70ZM86 36V35H85ZM87 36H89V35H87ZM91 36V35H90ZM88 37L89 39L91 38V37ZM160 36H161V34H160ZM160 36H158V37H160ZM235 36V35H234ZM261 36V37H260ZM42 37V38H41ZM81 37V36H80ZM79 37V38H80ZM68 38V37H67ZM86 37H84V39H85ZM88 38H86V39H88ZM161 38V37H160ZM167 38V37H166ZM85 39V40H86ZM96 39H97V37H96ZM115 39H116V37H115ZM118 39V38H117ZM138 39V40H139ZM217 39V38H216ZM237 39V38H236ZM91 40V39H90ZM91 40V42H92V44L96 41L95 39V41H92ZM83 41V40H82ZM88 42H87V44L89 45V40H87ZM116 41V40H115ZM114 41V42H115ZM154 41H155V39H154ZM159 41V40H158ZM233 41H234V39H233ZM116 42V43H117ZM136 42V43H135ZM140 42V41H139ZM153 42V41H152ZM164 42H165V40H164ZM246 42H245V44H246ZM85 43V42H84ZM96 43V42H95ZM141 43V42H140ZM159 43V42H158ZM197 43V42H196ZM203 43V42H202ZM201 43V44H202ZM91 44V45H92ZM135 44V45H134ZM163 44V46H164V43H162ZM162 44H161V46H162ZM200 44V43H199ZM200 44V45H201ZM114 45H115V43H114ZM150 45V44H149ZM243 45V46H242ZM117 46V47H118ZM125 46V47H124ZM136 46V47H135ZM198 46V45H197ZM214 46L216 47L215 48V50L217 49V46H216V44L214 43ZM113 47H115V46H113ZM116 47V48H117ZM158 47V46H157ZM165 47V46H164ZM200 47V46H199ZM213 45L211 46V49L213 50ZM120 48V47H119ZM162 49H163V47H161ZM226 48H228V47H226ZM41 49L42 50H44L45 51V53H44V51H43V55L42 56H40L41 54H39V51H41ZM102 49V48H101ZM113 49V48H112ZM121 48H120V50H122ZM140 49V50H141ZM165 49H168V47L167 48H165ZM164 49V50H165ZM209 49H210V47H209ZM225 49V48H224ZM155 50H157V49H155ZM164 50H163V52H164ZM214 50V51H215ZM218 50V49H217ZM229 50V49H228ZM227 49L225 50V51H228ZM110 51V50H109ZM109 51H108V53H109ZM159 52H160V50H158ZM71 52V53H70ZM113 52V51H112ZM111 52V53H112ZM155 52V51H154ZM167 52V51H166ZM207 53H205V54H211L210 53V50H209V52L208 51H206ZM218 52H219V50H218ZM229 52V51H228ZM110 53V54H111ZM132 53V52H131ZM131 53H129V54H131ZM139 53V52H138ZM137 53V54H138ZM149 53V52H148ZM213 53H215V52H213ZM211 54L210 56H208V58L204 61L202 58L204 57L205 58V56H202L201 57V60L202 61H204V63H207V64H205V66H207V67H204V69H206V70H204L205 71V73H207V68L209 67L210 69H212V72H213V68H215V67H217V66H219V64L221 65V63L219 62V59L221 58L220 56H217V54L215 55V54ZM109 54V55H110ZM128 54V55H129ZM141 54V55H142ZM150 54V53H149ZM158 54V53H157ZM160 54H162L161 52H160ZM108 55V54H107ZM111 55H113V54H111ZM111 55H110V57H111ZM72 56V57H71ZM131 56V55H130ZM161 56V55H160ZM222 56V57H223ZM103 57V56H102ZM107 57V56H106ZM162 57V56H161ZM218 57H219V59H218ZM74 58V57H73ZM116 58V57H115ZM123 58V57H122ZM128 58V57H127ZM120 59H121V57H120ZM154 59H155V57H154ZM158 59H159V57H158ZM127 60V59H126ZM168 60V59H167ZM78 61V62H77ZM123 61V60H122ZM137 61V60H136ZM154 61V60H153ZM201 61V62H202ZM126 62V61H125ZM79 63V64H78ZM203 63V62H202ZM113 64H114V61H113ZM126 64V63H125ZM130 64V63H129ZM129 64H127V66L129 65ZM133 64V63H132ZM54 65H57L58 67H63V66H65V65H69V66H71V67H68V69L69 68H71V69H69V70H71V72L69 71V70H66V71H64V72H62V73H58L56 70H54L53 72H50L49 71V67H53ZM117 65V64H116ZM116 65H114V67L117 69V67H116ZM122 65V64H121ZM124 65V64H123ZM122 65V66H123ZM131 65V64H130ZM203 65L204 64H201V66H202V68H203ZM125 66V65H124ZM133 66V65H132ZM135 66V65H134ZM81 67V66H80ZM113 67V68H114ZM121 67V66H120ZM119 67V68H120ZM125 68V67H124ZM129 68V67H128ZM127 68V69H128ZM133 68V67H132ZM76 69H79L78 67L76 68ZM81 69V68H80ZM79 69V70H80ZM123 70V72H124V74L125 73H127V71L128 70ZM130 69V68H129ZM118 70H120V69H118ZM117 70V72L119 73V71ZM114 71H115V73H117L116 72V70L114 69ZM203 71V72H204ZM76 72V71H75ZM202 72V73H203ZM210 72H211V70L208 72L209 74H210ZM254 74H253V73ZM78 73V72H77ZM76 73V74H77ZM114 73V72H113ZM118 73H117V75H118ZM152 73V72H151ZM155 73V72H154ZM252 73V74H251ZM123 74V73H122ZM128 74V73H127ZM132 74V73H131ZM113 75V74H112ZM208 75V74H207ZM213 75H215V73L213 74ZM254 75V76H253ZM70 76V77H69ZM116 76V74L114 75V77ZM124 76V75H123ZM129 76V75H128ZM200 76V75H199ZM203 76H205V75H203ZM209 76V75H208ZM212 76V75H211ZM251 76H253L254 78H252ZM198 77V76H197ZM201 78H202V74H201V76H200ZM27 78H30V80L31 81H35L36 83H38V82H42V84L43 83H46V86H44L45 88H43V87H41V86H38V89L36 90V91H34V95L35 96H31V94H33V92L31 93V92H28L30 89H28V88H26V81L28 80ZM74 78V77H73ZM119 78H121V77H119ZM130 78V77H129ZM187 78H189L188 76H187ZM191 78V77H190ZM190 78H189V80H190ZM200 78V79H201ZM205 78H208L207 76H205ZM215 78H217V77H215L214 76V79ZM126 79V78H125ZM162 79V78H161ZM196 79H198V78H196ZM196 79H195V81H196ZM203 79V78H202ZM26 80V81H25ZM122 80V79H121ZM127 80V79H126ZM187 80V79H186ZM192 80H193V78H192ZM205 80H208V79H205ZM188 81V80H187ZM193 82H194V80H193ZM196 82H198V81H196ZM201 82V84H202V80L200 81ZM215 82V81H214ZM127 83V82H126ZM125 83V84H126ZM130 83V82H129ZM138 83V82H137ZM192 83V82H191ZM195 83V82H194ZM204 83V82H203ZM216 83V82H215ZM214 83V84H215ZM34 84V83H33ZM103 84V83H102ZM102 84H100V85H102ZM119 84V83H118ZM160 84V83H159ZM196 84V83H195ZM213 84V83H212ZM27 85H28V83H27ZM96 85V84H95ZM94 85V86H95ZM110 85H111V83H110ZM114 85V84H113ZM123 85V84H122ZM156 85H158V84H156ZM189 85V84H188ZM205 85V84H204ZM222 85V86H223ZM224 85V86H225ZM112 86V85H111ZM114 86H116V85H114ZM113 86V87H114ZM187 86V85H186ZM192 86V85H191ZM194 86V85H193ZM27 87H30V86H27ZM102 87V86H101ZM101 87H100V89H101ZM196 87V86H195ZM219 87V86H218ZM227 87H228V89H227ZM32 88V87H31ZM75 88V87H74ZM117 88V87H116ZM120 88V87H119ZM201 88V87H200ZM94 89V88H93ZM99 89V88H98ZM192 89H193V87H192ZM208 89V90H207ZM222 89V88H221ZM249 89V90H248ZM48 90H50V91H48ZM95 90V89H94ZM119 90V89H118ZM122 90V89H121ZM123 90H124V88H123ZM129 90V89H128ZM156 90H157V88H156ZM155 90V91H156ZM190 90H191V88H190ZM217 90V89H216ZM228 90V91H227ZM71 91H73V90H71ZM71 91H68V92H70L71 93ZM127 91V90H126ZM174 91V90H173ZM178 91H180V90H178ZM177 91V92H178ZM182 91H183V89H182ZM199 91V90H198ZM201 91V90H200ZM199 91V92H200ZM248 91H250L251 93L249 94L248 93ZM73 92H75V91H73ZM99 92H100V90H99ZM106 92V91H105ZM104 91H103V93L104 94H106ZM118 92V91H117ZM157 92V91H156ZM161 92H162V90H161ZM184 93H188V91L186 90V88L184 87V91H183ZM183 92H181V93H183ZM197 92V91H196ZM195 92V93H196ZM202 92H203V89H202ZM201 92V93H202ZM204 92L202 93V96H203V94H204ZM215 92V91H214ZM229 93V95L227 96L226 94H228ZM50 93H51V95H50ZM101 93H102V91H101ZM111 93V92H110ZM119 93V92H118ZM151 93V92H150ZM159 93H160V91H159ZM180 93V94H181ZM217 93V92H216ZM103 94V95H104ZM117 94V93H116ZM116 94H115V99H116ZM121 94V93H120ZM124 94V93H123ZM172 94V93H171ZM170 94V95H171ZM190 94H193V93H189V97H191L192 95H190ZM214 94H215V97H214ZM248 96V94L251 96L250 98H249V96H248V98H247V100L248 101H246V100H244V99H246V95ZM99 95V94H98ZM102 95V94H101ZM99 96V97H101V99L100 100H102V96ZM125 96H126V94H124ZM127 95H128V93H127ZM164 95H166L165 93H164ZM185 95V94H184ZM188 95V94H187ZM194 95V94H193ZM195 95H197L198 96V92H197V94H195ZM235 95V97H233V96ZM113 96V95H112ZM121 96H122V94H121ZM169 96V95H168ZM179 96H182V98L181 97H179ZM177 98H181V100H184V99H186V97L185 98H183V95H179ZM186 96V95H185ZM227 96V97H226ZM30 97V98H29ZM107 97V96H106ZM109 97H110V95H109ZM126 97H128V96H126ZM162 97H163V95H162ZM171 97V96H170ZM194 96H192L191 98H193ZM36 98V99H37ZM62 98V99H63ZM98 98V97H97ZM114 97H112V99H113ZM172 98H173V95H172ZM176 98V97H175ZM175 98H173V99H175ZM197 98V99H198ZM212 98H214V100H212ZM218 98V97H217ZM229 98V99H228ZM230 98H232V101L230 100ZM32 99V98H31ZM34 100V101H37V100ZM39 99H38V101H39ZM107 99V98H106ZM122 99V98H121ZM126 99V98H125ZM124 99V100H125ZM163 99V98H162ZM196 99V98H195ZM198 99V100H199ZM230 100V104H227V101L228 100ZM98 100V99H97ZM97 100H96V103H97ZM119 100H120V98H119V96H118V99H117V102H119ZM171 100V99H170ZM176 100V99H175ZM180 100V99H179ZM179 100L177 101H173V102H179ZM187 100H188V98H187ZM193 100V99H192ZM106 101V100H105ZM114 102L113 103H115V101L116 100H113ZM156 101V100H155ZM211 101H212V103H211ZM99 102V101H98ZM117 102H116V104H117ZM125 102V101H124ZM159 102V101H158ZM157 102V103H158ZM197 102V101H196ZM38 103H41V102H38ZM37 103V104H38ZM104 103V102H103ZM112 103V101H111V107H112V110H113V112H111V114L112 113H114V115H115V112L117 113V111H116V109L119 107V105H123L124 103H118L119 105H116V107H115V104H113ZM161 103V102H160ZM163 103V106H164V104L165 103H167L166 105L168 106V105H170L172 102H169L170 104H168V102H162ZM183 103L184 102H181L180 101V103L179 104H181V105H183ZM191 103H194L193 101L191 102ZM209 103H211V104H213V105H210V106H208L209 105ZM98 104V103H97ZM109 104V103H108ZM107 104V105H108ZM141 104V103H140ZM152 104V103H151ZM174 104V103H173ZM188 104V103H187ZM200 103H197V106L199 105ZM99 105V104H98ZM101 105H103V104H101ZM112 105H114V106H112ZM184 105H185V103H184ZM191 105V107H192V105L193 104H190ZM35 106H36V104H35ZM63 106V107H62ZM127 106H128V104H127ZM148 106V105H147ZM159 105H157V107H158ZM161 106H162V104H161ZM179 106V105H178ZM177 106V108L179 109L180 107H178ZM200 106H202V105H200ZM37 108L39 107V105L38 106H36ZM35 107V108H36ZM102 107V106H101ZM100 107V108H101ZM136 107V106H135ZM149 107V106H148ZM164 107H166V106H164ZM163 107V108H164ZM169 107V106H168ZM171 107V106H170ZM36 108V109H37ZM40 108H42L41 106H40ZM40 108H39V112H40ZM62 108V109H61ZM120 108V107H119ZM118 108V110H121V109H119ZM150 108V107H149ZM155 108H156V106H155ZM161 108V107H160ZM175 108V107H174ZM181 108H183V106L181 107ZM196 108V107H195ZM213 108V107H212ZM98 109H99V107H98ZM103 109H104V107H103ZM184 109V108H183ZM208 109H211V108H208ZM32 110V109H31ZM42 110V109H41ZM64 110V109H63ZM110 110H111V108H110ZM109 110V111H110ZM111 110V111H112ZM124 110V109H123ZM151 110V109H150ZM212 110V109H211ZM214 110V111H215ZM20 111H22L23 112V110H20ZM25 111V110H24ZM98 111V110H97ZM125 111V110H124ZM123 111V112H124ZM155 111V110H154ZM158 111V110H157ZM168 111H169V109H168ZM172 111H174V110H172ZM175 111H176V108H175ZM174 111V112H175ZM177 111H179V110H177ZM213 111V112H214ZM45 112V111H44ZM47 113L46 112V115H47V118H49L50 117V120L49 121H53V118H51L52 117V114H50V113ZM63 112V111H62ZM150 112V111H149ZM152 112V111H151ZM156 112V111H155ZM154 112V113H155ZM160 112H162V111H160ZM160 112H159V114H160ZM187 112V111H186ZM209 112H210V110H209ZM24 113V112H23ZM55 113V112H54ZM101 113V112H100ZM167 112H165L164 113V116H165V114H166ZM188 113V114H189ZM32 114V112L30 111V112H25L24 113V118H26V120H28L27 118H30V115ZM41 114H45V113H40L39 115L40 116H42ZM48 114H49V117H48ZM98 113L96 112L95 113V115H97ZM118 114L120 115V113L118 112ZM171 114L169 115V114H166L167 116V118H166V120L167 119H170L169 121H172L173 122V120H172V117H168V116H171ZM178 114V113H177ZM189 114V115H190ZM198 114H197V116H198ZM38 115V116H39ZM46 115H43L44 117H46ZM51 115V116H50ZM151 115V114H150ZM153 115V114H152ZM162 115H163V113H162ZM162 115H160V116H162ZM40 116H39V119L36 121V120H34L35 122H33V120H32V122L34 123V125L32 126V124H31V126H30V122L29 123H27L26 124V130H27V132L29 131V133L31 132V133H33V130L31 129V127L34 129H38V128H40L41 126H42V128H43V126H44V124H45V126H49V129L52 127H50V125H51V122H49V121H47V119L45 118V120L43 119V117H41L40 118ZM100 116V114L97 116V117H99ZM109 116H111V115H109ZM117 116V115H116ZM123 116H124V114H123ZM198 116V117H199ZM208 116V115H207ZM215 116V117H216ZM111 117H113V116H111ZM212 116H208V119L209 118H211ZM100 118V117H99ZM99 118H96L97 120L99 119ZM119 118V117H118ZM123 118V117H122ZM165 118H163V119H165ZM184 118H187L189 121H185V122H187L186 124H184L185 122L183 121V120H185ZM197 120H196V119ZM57 119V118H56ZM61 119V118H60ZM108 119H110V118H108ZM117 119V118H116ZM116 119H114L113 120V122L116 120ZM124 119V118H123ZM144 119V118H143ZM204 119V120H203ZM30 120H31V118H30ZM94 120V119H93ZM63 121V120H62ZM62 121H60V122H62ZM101 121H102V119H101ZM100 121V122H101ZM147 122H148V120H146ZM152 121V120H151ZM180 121V120H179ZM214 121V120H213ZM27 122V121H26ZM31 122V123H32ZM107 122V121H106ZM111 122V121H110ZM118 122V121H117ZM121 122H122V120H121ZM171 122V123H172ZM175 122V123H176ZM207 122H208V120H207ZM209 122H210V119H209ZM22 123V122H21ZM48 123V124H47ZM53 123H54V121H53ZM94 123H97V121L96 120H94ZM144 123V122H143ZM174 123V124H175ZM211 123V122H210ZM253 123H256L255 124V129H256V125H258V128L255 130L253 127H251L252 125H253ZM50 124V125H49ZM100 124V123H99ZM116 124V123H115ZM135 124V123H134ZM152 124V123H151ZM173 124V125H174ZM182 124V125H181ZM54 125V124H53ZM96 125H98V124H96ZM95 125V126H96ZM114 125V124H113ZM146 125V124H145ZM182 127H181V126ZM205 125V124H204ZM48 126H47V128L46 129H48ZM55 126V125H54ZM100 126V125H99ZM98 126V127H99ZM117 125H115V127H116ZM124 126V125H123ZM138 126V125H137ZM136 126V127H137ZM147 126V125H146ZM148 126H149V124H148ZM161 126H163L162 125V123H161ZM254 126V125H253ZM11 127V126H10ZM19 127V126H18ZM20 127H22V126H20ZM27 127L29 128V129H27ZM58 127H60L59 125H58ZM62 127H64V125L62 126ZM102 127H103V125H102ZM113 127V126H112ZM130 127H131V125H130ZM135 127V128H136ZM12 128V127H11ZM55 128H57V127H55ZM61 128V127H60ZM99 128H101V127H99ZM107 128V127H106ZM117 128V127H116ZM116 128H113V129H116ZM123 128V127H122ZM151 128V127H150ZM162 128H164V127H162ZM161 127H160V129H162ZM215 128V129H216ZM23 129H24V127H23ZM44 129V128H43ZM97 129V128H96ZM113 129H111V131L113 130ZM137 129V128H136ZM165 129V128H164ZM11 131L12 129H8V131ZM19 130V129H18ZM32 130V131H31ZM39 130V129H38ZM37 130V132L39 133V131ZM50 130H52V128L50 129ZM54 130V129H53ZM53 130H52V132H53ZM62 130V129H61ZM117 130V129H116ZM168 130V129H167ZM258 130V131H257ZM9 131V132H10ZM20 131V130H19ZM162 131H164V130H162ZM183 131H187V133H185V137H183ZM188 131H189V133L191 134H189L188 133ZM201 131V132H200ZM214 131V130H213ZM22 132V131H21ZM34 132H36L35 130H34ZM49 132V131H48ZM51 132V131H50ZM52 132L49 134V135H51L52 134ZM117 132V131H116ZM147 133L149 132V131H146ZM165 132V131H164ZM164 132H163V135H165L164 134ZM166 132H168V131H166ZM211 132V131H210ZM10 133H12V132H10ZM15 133H17L16 131H15ZM14 133V130H13V135L11 134V136H13L12 137V139H11V145H12V147L14 148L15 146V148H17V146H19V141H20V139H18L19 141L17 142V139L16 138H18L19 136H14V135H16ZM20 133V132H19ZM23 133V132H22ZM37 133V134H38ZM41 133H43V132H41ZM44 133H47L46 131L44 132ZM55 132H53V136L55 135L54 134ZM103 133V132H102ZM110 133V132H109ZM112 133V132H111ZM114 133V132H113ZM137 133H138V131H137ZM145 133V132H144ZM188 134V135H187ZM193 134V135H192ZM217 134H219V135H217ZM39 135H40V133H39ZM42 135V134H41ZM44 135V134H43ZM43 135H42V138H41V136H40V138L39 139H42L41 141L43 142V143H41L42 144V148H41V150H43V147H44V145L49 141V136H47L48 134H46V136L45 137H43ZM114 135H116V134H114ZM171 135V136H170ZM186 135H187V137H186ZM200 135L198 136V137H200ZM216 135H217V138H216ZM190 136V137H189ZM16 137V138H15ZM107 137V136H106ZM117 137V136H116ZM137 137H138V135H137ZM136 137V138H137ZM145 137V136H144ZM189 137V139L187 140L186 138H188ZM202 137H204L203 135H202ZM9 138H11V137H9ZM20 138V137H19ZM111 138V137H110ZM185 138V139H184ZM205 138V137H204ZM23 139V138H22ZM21 139V140H22ZM112 139H114V138H112ZM115 139H118V138H115ZM147 139V138H146ZM158 139V140H159ZM169 139V140H168ZM182 139H184V142H186L185 144H184V142H183V140ZM199 139V138H198ZM37 140V139H36ZM51 140V139H50ZM106 140V139H105ZM109 140H111V139H109ZM145 140V139H144ZM158 140H157V142H158ZM185 140H187V141H185ZM205 140H207V139H205ZM23 141V142H22ZM22 141H20L21 143V145H22V143H24V140H22ZM29 141V140H28ZM35 141V140H34ZM195 141H197V139H195L193 142H195ZM199 141V140H198ZM198 141L196 142V143H198ZM222 141V140H221ZM225 141V140H224ZM10 142V141H9ZM8 142V143H9ZM15 142H16V144H15ZM45 142V143H44ZM117 142V141H116ZM223 142V141H222ZM256 142H257V140H256ZM259 142L257 143V144H259ZM17 143H18V145H17ZM26 143V142H25ZM30 143L34 146L35 144V147L36 148H38V146H39V140H38V142L37 143H34V142H31L30 141ZM34 143V144H33ZM51 143V142H50ZM113 141L111 142V145H113ZM139 143V142H138ZM142 143V142H141ZM140 143V144H141ZM218 143H220L219 142V140H218ZM238 143H241L242 144V146H244V149H243V151H244V153H243V151L241 152L240 150H239V147H238V150H237V146L236 145H238ZM15 144V145H14ZM44 144V145H43ZM47 144H49V143H47ZM101 144V143H100ZM109 144V143H108ZM124 144V143H123ZM126 144V143H125ZM124 144V147L127 145H125ZM132 144H133V142H132ZM132 144H131V146H132ZM134 144H135V141H134ZM133 144V145H134ZM165 144V145H166ZM190 144V145H189ZM192 144H194V143H192ZM208 144V145H207ZM221 144V143H220ZM220 144H219V146H220ZM224 144V143H223ZM226 144V143H225ZM29 145V144H28ZM52 146H54L53 144H51ZM50 145V146H51ZM102 145V144H101ZM100 145V146H101ZM120 145V144H119ZM129 145V144H128ZM164 145V146H165ZM188 145H189V148H187L188 147ZM196 146H197V144H195ZM222 145V144H221ZM22 146H24V145H22ZM22 146H20V147H22ZM26 146H27V144H26ZM25 146V147H26ZM33 146H31V147H29V148H32ZM39 146V147H40ZM49 146V145H48ZM48 146H45V148L46 149H48V148H51L50 146L48 147ZM56 146V145H55ZM110 146V145H109ZM135 146H137V144H135ZM163 146V147H164ZM191 146V147H190ZM217 146V145H216ZM223 146V145H222ZM260 146V145H259ZM8 147V146H7ZM6 147V148H7ZM128 147V146H127ZM138 147H139V144H138ZM146 147V146H145ZM149 147V146H148ZM160 148H161V145L159 146ZM162 147V148H163ZM221 147V146H220ZM249 146H247V148H248ZM9 148H11V147H9ZM19 148V147H18ZM17 148V151H19L20 152V149H18ZM117 148V147H116ZM115 148V149H116ZM140 148V147H139ZM168 148V147H167ZM185 148H187V149H189V151L188 152H190V151H192V152H194V153H192V155L191 156H189L188 157V155L186 156V151L184 150V152L186 153L185 154V156L186 157H188V159H187V161H186V157H185V161L184 160H181V154H183V152H182V150L183 149H185ZM260 148H262L261 146H260ZM264 148V147H263ZM25 149V148H24ZM34 150H35V148H33ZM186 149V150H187ZM7 150V149H6ZM12 150V149H11ZM11 150H7V151H11ZM16 150V149H15ZM21 150H22V148H21ZM30 150V149H29ZM32 150V149H31ZM30 150V152H32ZM33 150V151H34ZM45 150V149H44ZM49 150V149H48ZM122 150H124V148L122 149ZM142 150V149H141ZM146 150V149H145ZM168 150H169V148H168ZM208 150V149H207ZM223 150V149H222ZM249 150V149H248ZM6 151V152H7ZM38 151V149L37 150H35V152H37ZM40 151V150H39ZM46 151V150H45ZM51 151V150H50ZM109 151V150H108ZM114 151V150H113ZM125 151V150H124ZM128 151V150H127ZM143 151V150H142ZM141 151V152H142ZM252 151H253V149H252ZM251 151V152H252ZM12 152H13V150H12ZM27 152V151H26ZM239 152H240V155L241 156H239ZM250 152V151H249ZM15 153V152H14ZM27 153H29V152H27ZM27 153H25V156H26V154ZM41 153V152H40ZM47 153V152H46ZM51 153V152H50ZM50 153H49V155H50ZM114 153V152H113ZM143 153V152H142ZM164 153H165V150H164ZM169 153H170V150H169ZM190 153V154H191ZM242 153H243V155H242ZM20 154V153H19ZM23 155H24V152L22 153ZM34 154V153H33ZM39 154V153H38ZM44 154V153H43ZM109 154L111 155V152L109 151ZM119 154H122L121 152L119 153ZM147 154H148V152H147ZM146 154V155H147ZM166 154V153H165ZM245 154V155H244ZM102 155V154H101ZM105 155V154H104ZM141 154H139V156H140ZM155 154H153V156H152V158L150 157L151 155L150 154H148V157H149V160H150V158H151V160L153 161L154 160V156ZM169 155V154H168ZM22 156V155H21ZM21 156H19V157H21ZM28 156V155H27ZM31 156V155H30ZM108 156V155H107ZM123 156V155H122ZM142 156V155H141ZM222 156V155H221ZM243 156H247V160H248V162L247 163H249V164H246V162H245V157H243ZM23 157V156H22ZM37 157V156H36ZM43 157H44V155H43ZM98 157V156H97ZM148 157H147V160H146V158L144 157V161H145V163L143 164L144 166H146V162H147V166H148V168H150V164L151 163H153L152 164V168H154L153 166L154 165H156V164H154V162H152V161H150L149 163H148ZM184 157V156H183ZM244 159H242V158ZM262 158L264 157V156H261ZM27 158V157H26ZM35 158V157H34ZM46 158V157H45ZM100 158H102V157H100ZM142 158V157H141ZM218 158V159H217ZM223 158V157H222ZM221 158V159H222ZM254 157H252L251 159H253ZM37 159V158H36ZM40 159V158H39ZM44 159V158H43ZM94 159H95V157H94ZM158 159V158H157ZM183 159V158H182ZM239 159V160H238ZM242 159V160H241ZM96 160V159H95ZM94 160V161H95ZM101 160V159H100ZM100 160H98V161H100ZM106 160V159H105ZM109 160V159H108ZM123 160V159H122ZM160 161H162L161 159H159ZM225 160H223V162L225 161ZM241 160V161H240ZM263 160V159H262ZM36 161V160H35ZM107 161V160H106ZM116 161H118V160H116ZM155 161H156V158H155ZM216 161V162H215ZM240 161V162H239ZM96 162V161H95ZM110 162V161H109ZM120 162V161H119ZM226 162V161H225ZM88 163V162H87ZM220 163V164H221ZM122 164H123V161H122ZM220 164H218V165H220ZM221 164V165H222ZM237 164V165H238ZM239 164V165H240ZM247 165V168H246V165ZM84 165V164H83ZM86 165V164H85ZM89 165V164H88ZM88 165H86V166H88ZM95 165V164H94ZM106 165V164H105ZM105 165H104V167H105ZM110 165V164H109ZM111 165H112V163H111ZM142 165V166H143ZM220 165V166H221ZM253 165H255V164H253ZM252 165V166H253ZM257 165V164H256ZM85 166V167H86ZM124 166V165H123ZM157 166V165H156ZM234 166V165H233ZM91 167V166H90ZM96 167V166H95ZM98 167V166H97ZM195 167H196V169L197 168H199V170H200V168L202 169V171L201 172H203L204 174H202V176H203V178L201 179V180H193V179H191V181H190V183L188 184V185H185L184 184V179H185V177H183V179L181 178V175H185V174H182V171H185V170H195ZM218 167V166H217ZM215 168V166H214V168L217 170L218 168ZM232 167V166H231ZM235 167H236V165H235ZM235 167H233V168H235ZM239 167V166H238ZM99 168V167H98ZM147 168V169H148ZM233 168H230V169H233ZM242 168H243V166H242ZM114 169V168H113ZM146 169V168H145ZM215 169H213V170H215ZM220 169V170H221ZM222 169V170H223ZM258 169V168H257ZM142 173L141 174H143V172H144V168H142ZM198 170V169H197ZM242 170V169H241ZM89 171H91V170H89ZM104 171H106V170H104ZM111 171V170H110ZM128 171V170H127ZM188 171H185L184 173H189ZM211 171L213 172V174L211 175ZM230 171V170H229ZM235 171H236V168H235ZM99 172V171H98ZM197 172V171H196ZM87 173H89V172H87ZM145 173V172H144ZM193 173V172H192ZM192 173H189V174H192ZM228 173V172H227ZM256 173H258V172H256ZM90 174V173H89ZM121 174V173H120ZM119 174V175H120ZM197 174V173H196ZM241 174H242V172H241ZM96 175V174H95ZM154 175V174H153ZM193 175V174H192ZM257 177H255V176ZM105 176V175H104ZM142 176V175H141ZM225 176H227L226 174H225ZM144 177V176H143ZM190 178H191V176H189ZM193 177H195V176H193ZM217 177V176H216ZM220 177H219V179H217V182H219L220 183ZM228 177V179H229V177L230 176H227ZM1 178H3V177H1ZM99 179H100V177H98ZM118 178H119V176H118ZM117 178V179H118ZM198 178V177H197ZM224 178V177H223ZM222 178V179H223ZM263 178H264V176H263ZM5 179V178H4ZM102 179V178H101ZM104 179H105V177H104ZM121 179V178H120ZM186 179H188V178H186ZM195 179H196V177H195ZM199 179V178H198ZM212 179L214 180H216V178H214V176L211 178V181H212ZM225 179H227L226 177L223 179V180H225ZM227 179V180H228ZM147 180V179H146ZM146 180L144 179V182H146ZM147 180V181H148ZM220 180V181H219ZM225 181V182H228V181ZM260 180V181H259ZM6 181V180H5ZM124 181V180H123ZM262 181H263V179H262ZM104 182V181H103ZM122 182V181H121ZM148 182H151V180L150 181H148ZM215 182V181H214ZM0 183H1V181H0ZM157 183H155V184H157ZM219 183H217V184H219ZM222 183H224V181L222 182ZM145 184H149L150 185V183H144V185ZM152 184H154V183H152ZM2 185V184H1ZM103 185H104V183H103ZM143 185V184H142ZM144 187H147L148 188V186L147 185H145V186H142V188H143V190L145 189ZM157 187V186H156ZM256 187V188H255ZM263 187V186H262ZM227 188V187H226ZM157 190H158V188H156ZM229 189H227V191L229 190ZM142 190V189H141ZM152 190H154V189H152ZM157 190H154L155 192H153V193H155V194H157ZM263 191H262V193H261V191L259 192L260 194H264L263 192H264V189H262ZM138 191V190H137ZM146 189H145V193H146ZM150 191H151V187H150ZM159 192V191H158ZM139 193H140V191H139ZM150 193V192H149ZM153 193H151V195L149 194V196H154V195H152ZM137 194V193H136ZM147 195H148V193H146ZM226 194H229V193H226ZM138 196V195H137ZM157 196H158V194H157ZM264 197V196H263ZM263 197H261V198H263ZM144 198H146V196L144 197ZM155 198H156V195H155ZM224 198H227V196H224ZM137 199V198H136ZM141 199V198H140ZM149 199V198H148ZM147 199V200H148ZM259 201L258 203H257V200ZM138 200H139V198H138ZM142 200V199H141ZM150 200H152L153 201V197L151 198V199H149V201ZM156 200V199H155ZM145 202V203H144ZM148 202V201H147ZM154 202V201H153ZM153 202H151V203H153ZM258 204V206L256 205V203ZM143 203L144 204H146V206H148L147 205V203H146V200L145 201H143ZM151 203H150V205H151ZM155 204L154 205H156L157 203H158V201H157V203L156 202H154ZM159 204V203H158ZM127 205V204H126ZM256 205V206H255ZM19 206V205H18ZM144 206V205H143ZM158 206V205H157ZM148 207H150V206H148ZM148 207H146L147 209H150V208H148ZM161 207V209H163ZM223 207V208H222ZM146 208L144 209V207H143V209L144 210H146ZM237 208V207H236ZM113 209V208H112ZM152 209V208H151ZM224 209V210H223ZM110 210V209H109ZM156 210H157V208H156ZM159 210V209H158ZM223 210V211H222ZM111 212H112V210H110ZM142 211V210H141ZM150 211H152V210H150ZM161 212H163V210H160ZM160 211H159V213H160ZM221 211H222V213H221ZM226 211V210H225ZM230 212V210H227V212ZM252 211H251V213H252ZM148 212V214H149V210L147 211ZM147 212H146V214H147ZM110 212H108L107 214H109ZM141 213V212H140ZM159 213L157 214L158 216H159ZM255 212H253V214H254ZM101 214H103V213H101ZM111 214H113V212L111 213ZM145 214V213H144ZM161 214V213H160ZM163 214V213H162ZM165 214V216L167 215L166 213H164ZM229 213H227V215H228ZM141 215V214H140ZM150 215H151V213H150ZM152 215H153V212H152ZM221 215H222V217H221ZM249 215H251V216H249ZM101 216V215H100ZM113 216V215H112ZM149 216V215H148ZM250 218H249V217ZM102 217V216H101ZM111 217V216H110ZM114 217V216H113ZM113 217H111V218H113ZM118 217V216H117ZM141 217V216H140ZM163 217V216H162ZM221 217V218H220ZM232 215H231V217L230 218H228V220L230 221V219H232ZM248 217V219H246ZM105 218H107V215H105ZM143 218V217H142ZM141 218V219H142ZM147 218H149V217H147ZM236 218L240 221L241 220V223L240 222H238V220H236ZM107 219H109V218H107ZM117 219V218H116ZM152 219H154V220H152ZM160 219V218H159ZM115 220V219H114ZM157 220V219H156ZM243 220V221H242ZM246 220H248V221H246ZM104 221V220H103ZM141 221V220H140ZM163 221H165V220H163ZM220 221V222H219ZM224 221H226V219H224L223 220V222ZM236 221V222H235ZM107 222V221H106ZM109 222V221H108ZM108 222H107V224H108ZM157 222V221H156ZM160 222V221H159ZM158 222V223H159ZM231 222H232V220H231ZM231 222H226L227 223V225H228V223L230 224ZM237 222H238V224H237ZM141 223V222H140ZM234 223H232V224H234ZM96 224H98V221H97V223ZM100 224V223H99ZM248 224V223H247ZM113 225H117V224H113ZM138 225H140V224H138ZM224 225H225V223H224ZM226 225V227H228ZM238 225V226H237ZM244 225V224H243ZM98 226V225H97ZM104 226V225H103ZM109 226V225H108ZM111 226V225H110ZM219 226H220V224H219ZM95 227V226H94ZM106 227H107V225H106ZM105 227V228H106ZM115 227V226H114ZM139 227H141V226H139ZM221 227V226H220ZM103 228V227H102ZM111 228V227H110ZM117 228V227H116ZM158 228V227H157ZM223 228V227H222ZM242 228H244V227H242ZM242 228H240V229H242ZM97 229H98V227H97ZM218 229H219V227H218ZM99 230V229H98ZM97 230V231H98ZM108 230H109V228H108ZM156 229H154L153 230V232L155 231ZM160 230V229H159ZM165 230V229H164ZM163 230V231H164ZM212 230V229H211ZM222 230V229H221ZM104 231H106V229L104 230ZM104 231H101V232H104ZM134 231V230H133ZM132 231V232H133ZM138 231H139V229H138ZM223 231V230H222ZM226 231H227V229H226ZM227 231V232H228ZM99 232V231H98ZM97 232V233H98ZM114 232V231H113ZM150 232V233H149ZM213 232V231H212ZM91 233H95V232H91ZM137 233H140V232H137ZM157 233V232H156ZM168 233V232H167ZM101 234V233H100ZM106 234V233H105ZM154 234V233H153ZM171 234V235H172ZM209 234V235H208ZM243 234V233H242ZM96 235V234H95ZM114 235H115V233H114ZM103 236V235H102ZM105 236V235H104ZM112 236V235H111ZM221 236V235H220ZM236 236H238V235H236ZM94 237V236H93ZM97 237H98V235H97ZM101 237V235L99 236V238ZM163 237V236H162ZM161 237V238H162ZM167 237V236H166ZM166 237H164L165 239V241H166ZM228 237H230V236H228ZM101 238H103V237H101ZM106 238V237H105ZM134 238L136 239V234H135V236H134ZM153 238V237H152ZM159 238V237H158ZM222 238H223V236H222ZM222 238L220 239L221 241H219V242H223L222 241ZM260 238H262V237H260ZM110 239V238H109ZM133 239V238H132ZM135 239H133V240H135ZM168 239H169V237H168ZM167 239V240H168ZM233 239H235L234 237H233ZM233 239H230V240H233ZM95 240V239H94ZM97 240H99V239H97ZM97 240H96V242H97ZM101 240V239H100ZM113 240V239H112ZM115 240V239H114ZM136 240H138V239H136ZM140 240V239H139ZM212 240V239H211ZM213 240H215V239H213ZM212 240V241H213ZM217 240V239H216ZM226 240H228V242H230V240H229V238L227 239L226 238ZM226 240H224L225 241V243L227 242ZM236 240V239H235ZM168 241V242H169ZM184 241H185V243H184ZM211 241V242H212ZM103 242V241H102ZM111 242V241H110ZM114 242V241H113ZM113 242H111V243H113ZM187 242V243H186ZM217 242V241H216ZM216 242H214V243H216ZM262 242H263V240H262ZM109 243V242H108ZM110 243V244H111ZM183 243H184V245H183ZM225 243H219V245L221 244H225ZM235 243V242H234ZM101 244V243H100ZM109 244V245H110ZM134 244V243H133ZM186 244H188V248L187 249H185V245ZM228 243H226V245H227ZM113 245V244H112ZM115 245V244H114ZM135 245V244H134ZM226 245H225V247H224V249H226ZM237 245V244H236ZM182 246H184V248L182 247ZM217 246V245H216ZM222 246H220V247H222ZM97 247V246H96ZM105 247V246H104ZM110 247V246H109ZM113 248H114V246H112ZM167 247L165 248V250L167 249ZM232 247V246H231ZM107 248V247H106ZM94 249V248H93ZM99 249V248H98ZM135 249H136V247H135ZM134 249V250H135ZM227 249H228V247H227ZM104 250H105V248H104ZM107 250H108V248H107ZM111 250H112V248H111ZM110 250V251H111ZM199 250V249H198ZM198 250H196V251H198ZM201 250V249H200ZM223 250V249H222ZM233 250V249H232ZM238 250V249H237ZM96 251H98V250H95V253H94V255L96 254ZM136 251V250H135ZM163 251V250H162ZM195 251V252H196ZM217 251V250H216ZM226 250H224L223 252H224V254H226V253H231V254H229V255H231L232 256V252L234 251H232V252H230L229 250H228V252L226 251ZM194 252V251H193ZM198 252H200V251H198ZM242 252V251H241ZM99 253H101V252H99ZM131 253V252H130ZM134 253V252H133ZM201 253V252H200ZM103 254H106V253H103ZM102 254V255H103ZM149 254V253H148ZM198 254V253H197ZM202 254V253H201ZM221 254H222V252H221ZM240 254H242V253H240ZM107 255V254H106ZM132 255V254H131ZM132 255V256H133ZM198 255H200V254H198ZM219 256H220V254H218ZM218 255H213L214 257H215V259L217 258V256ZM234 255V254H233ZM97 256V255H96ZM108 256V255H107ZM132 256H131V258H132ZM204 256V255H203ZM222 256V257H221ZM220 257V262H221V264H230V261H231V257H229L227 254L226 255H221ZM228 256V257H227ZM235 257L234 258H236V252H235V255H234ZM135 257V256H134ZM183 257V258H182ZM213 257V258H214ZM233 257V256H232ZM96 258V257H95ZM100 258V257H99ZM98 258V259H99ZM107 258V257H106ZM140 258H139V260H138V263H143V261H141L140 262ZM201 258H202V256H201ZM240 258V257H239ZM134 259V258H133ZM214 259V260H215ZM95 260V259H94ZM134 260H136V257H135V259ZM202 260V259H201ZM219 260V259H218ZM101 261V260H100ZM144 261V262H145ZM217 261V260H216ZM215 261V262H216ZM109 262V261H108ZM111 262H112V260H111ZM110 262V263H111ZM122 262V261H121ZM135 264H136V261H133ZM183 262H188V261H186V258H185V261L183 260ZM210 262V261H209ZM254 262V261H253ZM137 263V264H138ZM217 263H218V261H217ZM126 264V263H125ZM211 264V263H210ZM213 264H214V262H213ZM255 264V263H254Z\"/></svg>", "mask_w": 264, "mask_h": 264}]
</instances>
